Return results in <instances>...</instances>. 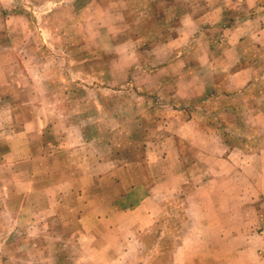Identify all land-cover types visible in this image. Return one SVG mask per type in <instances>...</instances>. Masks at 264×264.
Returning <instances> with one entry per match:
<instances>
[{
    "label": "rangeland",
    "instance_id": "obj_1",
    "mask_svg": "<svg viewBox=\"0 0 264 264\" xmlns=\"http://www.w3.org/2000/svg\"><path fill=\"white\" fill-rule=\"evenodd\" d=\"M0 264H264V0H0Z\"/></svg>",
    "mask_w": 264,
    "mask_h": 264
}]
</instances>
